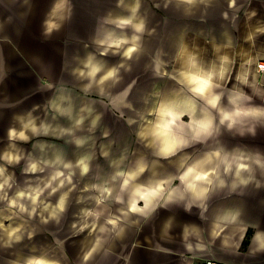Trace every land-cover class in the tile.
<instances>
[{
    "label": "clouds",
    "instance_id": "9594fccd",
    "mask_svg": "<svg viewBox=\"0 0 264 264\" xmlns=\"http://www.w3.org/2000/svg\"><path fill=\"white\" fill-rule=\"evenodd\" d=\"M42 26L71 56L0 138V264H264V0H50Z\"/></svg>",
    "mask_w": 264,
    "mask_h": 264
},
{
    "label": "crops",
    "instance_id": "0c3cea01",
    "mask_svg": "<svg viewBox=\"0 0 264 264\" xmlns=\"http://www.w3.org/2000/svg\"><path fill=\"white\" fill-rule=\"evenodd\" d=\"M34 4L26 16L17 13L27 9L10 7L14 23L5 25L0 30V76L8 73L3 85H0V138L6 143V130L15 125L13 113H25L32 104L40 103L38 115H43L44 105L37 92L40 77L52 78V71L59 72L62 56L69 59L71 52L64 55L61 47L63 34H53L46 37L43 34L42 21L48 9L50 0H30ZM0 4H10V0H0ZM3 9L0 8V20L3 19ZM80 22L85 25L87 35H92L93 21L87 16V9L81 10ZM4 37L8 39L5 40ZM85 42H88L87 40ZM114 59V58H113ZM31 97L17 107H10L13 101ZM3 147V143H0ZM195 211V210H194ZM178 220L195 219L179 212ZM43 239V238H42ZM72 249H70V252Z\"/></svg>",
    "mask_w": 264,
    "mask_h": 264
},
{
    "label": "rangeland",
    "instance_id": "374dc122",
    "mask_svg": "<svg viewBox=\"0 0 264 264\" xmlns=\"http://www.w3.org/2000/svg\"><path fill=\"white\" fill-rule=\"evenodd\" d=\"M242 27V26H241ZM124 135H126V133H123ZM49 239V241H50V238H48ZM37 242L38 243H44L45 242V240L44 239H42L41 237H37Z\"/></svg>",
    "mask_w": 264,
    "mask_h": 264
}]
</instances>
